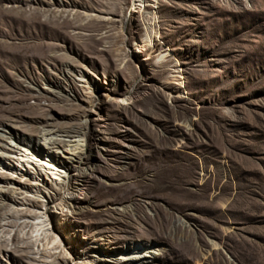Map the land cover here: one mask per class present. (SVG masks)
I'll return each mask as SVG.
<instances>
[{"label":"rangeland","instance_id":"1","mask_svg":"<svg viewBox=\"0 0 264 264\" xmlns=\"http://www.w3.org/2000/svg\"><path fill=\"white\" fill-rule=\"evenodd\" d=\"M132 1L0 0V264H264V0Z\"/></svg>","mask_w":264,"mask_h":264},{"label":"bare ground","instance_id":"2","mask_svg":"<svg viewBox=\"0 0 264 264\" xmlns=\"http://www.w3.org/2000/svg\"><path fill=\"white\" fill-rule=\"evenodd\" d=\"M132 2H133V13H135L134 10L139 9L141 7H142V11L145 10L144 9V0H133ZM145 38L148 39L149 38V35L146 34L145 35ZM157 58H158V60H157L158 62H163L164 61V57L162 55L159 56V57H157ZM178 86L184 90V83H183V81L181 79H179ZM115 102L117 103V105H120V106H122V105L125 104L124 99H120V98L116 99ZM46 133H47V131L46 132L45 131L43 132V134L47 135ZM18 142H20L22 144H25L21 140H18ZM0 149L7 150V151H13L12 149H7V148L1 147V146H0ZM76 149L79 150V148H74V149H71V150L67 151L66 153L68 154V157L64 158V157L60 156L63 160L62 161H59L58 159H56L53 156V151H51V149L49 147L42 146L40 148H35L33 145H31V152H33V154H36V155L38 154L39 155L42 152H44V153H50V158L52 159V162H53L52 167L53 166H56V164H59L60 167H62L63 169H65V171L68 172V173H71V172L75 171L77 168H79V166L81 164L80 155L82 153L79 151V152H76V153H79V155H75L73 152ZM51 153H52V155H51ZM70 156H73L74 159L71 158ZM45 157L48 158L47 155H45ZM0 158H6V156H0ZM40 163H41V166H47V163H49V162H48V159H45V160H43ZM75 190H77V189H75ZM11 201L12 202H15V199L11 198ZM221 209H223V207H220V210ZM147 253L151 254L153 257L156 256V255H158L157 253L152 252L150 250H147ZM103 260L104 261H107V259H103ZM109 260H111V259H109Z\"/></svg>","mask_w":264,"mask_h":264}]
</instances>
